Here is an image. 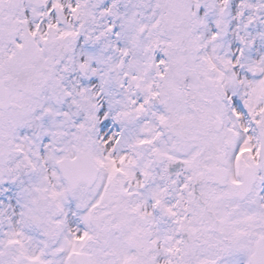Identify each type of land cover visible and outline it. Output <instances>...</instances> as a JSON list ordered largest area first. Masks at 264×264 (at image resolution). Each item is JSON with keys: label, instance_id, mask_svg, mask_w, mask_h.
Listing matches in <instances>:
<instances>
[{"label": "snow or ice", "instance_id": "6c2138e0", "mask_svg": "<svg viewBox=\"0 0 264 264\" xmlns=\"http://www.w3.org/2000/svg\"><path fill=\"white\" fill-rule=\"evenodd\" d=\"M0 264H264V0H0Z\"/></svg>", "mask_w": 264, "mask_h": 264}]
</instances>
